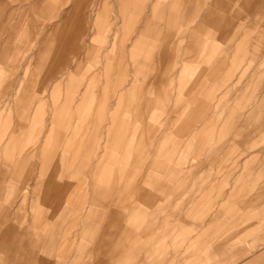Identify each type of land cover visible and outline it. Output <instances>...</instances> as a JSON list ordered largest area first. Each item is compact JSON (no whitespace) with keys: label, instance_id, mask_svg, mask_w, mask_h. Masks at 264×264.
<instances>
[{"label":"rangeland","instance_id":"obj_1","mask_svg":"<svg viewBox=\"0 0 264 264\" xmlns=\"http://www.w3.org/2000/svg\"><path fill=\"white\" fill-rule=\"evenodd\" d=\"M0 141V264H264V0H0Z\"/></svg>","mask_w":264,"mask_h":264},{"label":"crops","instance_id":"obj_2","mask_svg":"<svg viewBox=\"0 0 264 264\" xmlns=\"http://www.w3.org/2000/svg\"><path fill=\"white\" fill-rule=\"evenodd\" d=\"M46 1H50V0H46ZM72 1H75V0H72ZM71 8L72 7L67 9V10H69V12H68V14H65L64 11L59 12L60 9H57V12H54V9L49 10L48 4H47V8H46L47 11L45 13L41 14L40 17L45 19V21L52 22L50 24V26H47V27L41 28V29H29L28 31H31V32H34V31H41V32H80V31H82L79 28H74L75 26H79L80 25L78 19H76V18L79 17V13H77V9L76 8H74V9L73 8L71 9ZM153 8H155V12H154L155 14H154L153 17L156 18L157 16H159L158 12H157V10L159 9V4L154 5ZM48 11H50V12H48ZM154 18L148 19L144 23L143 28L140 30L141 36L135 42V48H137L138 44L142 41V37H143L144 33H150L152 31H154L155 26H156ZM65 26L66 27H71V28H64ZM190 28H191V26L188 25L184 32H187L188 30H190ZM15 31H21V30H15ZM115 39H117V36H116ZM5 135H7V133ZM52 184H53L52 182L48 183V186H47V189H46L47 192H50V190H52V187H53ZM45 199L48 200L47 197ZM14 233H15V229L12 228L11 226H7L2 231V234H3L4 237L10 236L11 234H14ZM5 243H7L6 240H5ZM2 245L4 246V240H3Z\"/></svg>","mask_w":264,"mask_h":264}]
</instances>
